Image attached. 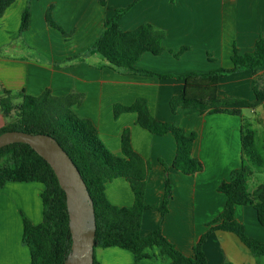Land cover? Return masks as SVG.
Listing matches in <instances>:
<instances>
[{
    "label": "crops",
    "instance_id": "1",
    "mask_svg": "<svg viewBox=\"0 0 264 264\" xmlns=\"http://www.w3.org/2000/svg\"><path fill=\"white\" fill-rule=\"evenodd\" d=\"M134 1L15 0L0 16V51H7L0 53V94L38 97L50 91L59 98L77 96L73 112L93 122L102 142L116 156L123 155L122 135L129 128L134 150L151 166L145 203L152 208L144 212L141 235L161 229L181 253L193 257L202 236L223 221L227 195L221 188L243 164L242 126L244 111L250 108L229 105L227 109L236 111L233 114H202L193 108L173 112L170 103L183 93V80L131 75L111 68L91 45L105 31L114 10ZM27 7L29 28L21 32ZM49 11L52 21L68 36L47 24ZM144 24L165 31L164 52L144 54L138 68L177 76L231 69L235 48L240 54L251 52L264 36V0H141L119 22L125 32ZM255 82L264 86V66L257 73L244 70L221 77L218 97L253 103ZM141 98L157 121L175 124L187 135L196 134L192 157L203 164V171L191 176L174 168L177 141L171 134H152L137 123L136 113L115 116V106H131ZM257 108L260 114L253 126L259 136L261 125L264 130V106ZM7 124V117L0 113V129ZM256 174L250 181L252 192L264 183ZM167 178L172 199L163 214ZM44 189L40 183L10 182L0 191V264L31 263V251L23 243L24 219L42 223ZM106 194L117 207L135 204L131 185L123 178L108 183ZM235 219L247 234L264 243V227L253 207L237 206ZM203 251L209 264H264V259L259 262L230 232H212ZM149 253L152 258L138 263L131 252L121 248L97 249L96 257L101 264L172 262L169 257H158L155 249Z\"/></svg>",
    "mask_w": 264,
    "mask_h": 264
},
{
    "label": "trees",
    "instance_id": "2",
    "mask_svg": "<svg viewBox=\"0 0 264 264\" xmlns=\"http://www.w3.org/2000/svg\"><path fill=\"white\" fill-rule=\"evenodd\" d=\"M15 0H0V16ZM141 0L130 6L114 10L105 22V31L91 45V49L104 58L113 69L131 75H143L159 79H177L185 82L181 95L171 100L173 112L178 109H197L202 114L236 113L227 109L229 105L245 106L255 109L264 106V86L255 82L256 101L251 103L242 99H220L219 80L232 73L249 70L257 73L264 66V36L255 48L240 54L235 48L232 56L233 67L221 68L209 73L190 72L185 75L161 74L137 67L146 53L159 56L164 52L165 31L151 24L125 32L120 28V20ZM47 24L68 36L51 19L50 11L46 16ZM30 8L27 7L21 19V32L29 28ZM186 49H183V51ZM20 103L15 106V96L11 92L0 94V113L16 118L0 129V134L10 131L25 132L32 135L44 134L53 137L68 153L85 181L93 200L96 216L95 261L97 249L121 248L134 255L135 262L152 258L149 250H157V256L169 257L171 264H209L203 246L214 231L235 234L260 262L264 259V243L249 237L242 224L235 219L237 206H251L264 227V183L250 191V180L255 171H264V143H259L257 132L252 124L242 126L243 164L232 172L230 181L221 190L227 195V203L221 216V225L204 234L194 248V256L181 253L162 233L161 229L148 236L141 235L144 212L152 207L145 203L147 179L151 170L148 161L133 148L131 131L125 129L122 135V156L114 155L102 142L93 122L78 117L72 107L78 103L77 96L54 97L46 91L38 97L21 95ZM122 113H136L137 123L154 135L171 134L177 141V154L174 168L186 175L203 171V164L192 157L197 138L195 133L187 135L185 130L172 123L157 121L150 113L147 101L138 99L131 106H115V116ZM123 178L127 180L135 196L133 207H117L106 194L108 183ZM40 183L44 186L42 194L43 221L35 225L24 219L23 243L31 251L30 264H65L72 247L69 214L65 192L51 166L29 145L17 143L0 149V191L7 183ZM172 190L167 178L162 213L168 211ZM231 264V263H225Z\"/></svg>",
    "mask_w": 264,
    "mask_h": 264
},
{
    "label": "water",
    "instance_id": "3",
    "mask_svg": "<svg viewBox=\"0 0 264 264\" xmlns=\"http://www.w3.org/2000/svg\"><path fill=\"white\" fill-rule=\"evenodd\" d=\"M17 143L29 145L51 166L65 192L72 235L71 252L65 264H94L95 208L80 171L68 153L49 135L19 131L0 134V149Z\"/></svg>",
    "mask_w": 264,
    "mask_h": 264
},
{
    "label": "rangeland",
    "instance_id": "4",
    "mask_svg": "<svg viewBox=\"0 0 264 264\" xmlns=\"http://www.w3.org/2000/svg\"><path fill=\"white\" fill-rule=\"evenodd\" d=\"M4 50H6V49H4ZM5 52H7V51H0V53H5ZM10 52L8 51V54H9ZM0 93H1V91H0ZM20 101H21V99L20 98H16L15 97V100H14V104H15V106H17L19 103H20ZM254 110V109H253ZM256 110V109H255ZM260 114V110H259V108H257V110H256V112L255 113H252V109H247V110H245L244 111V116H245V119H243L244 120V122L245 123H248V124H252L253 125V123H254V121H255V119H256V116L257 115H259ZM14 118H16V112L14 111L13 113H12V117H7V122L9 123L11 120H13ZM253 128H254V126H253ZM259 129H261V132H260V134H259V136H257V138H260V139H262V140H264V134H263V127H262V125H261V127L259 128ZM262 172H264L263 170H261V171H257V173L258 174H256V171H255V173H254V175L256 174V176H257V179H258V181L260 182V183H262V182H264V174H261ZM251 181V180H250ZM249 237H251L249 234H247ZM98 256H100V254H98Z\"/></svg>",
    "mask_w": 264,
    "mask_h": 264
}]
</instances>
